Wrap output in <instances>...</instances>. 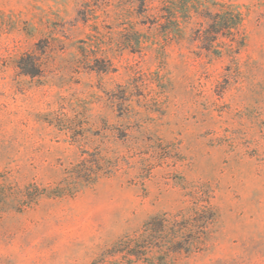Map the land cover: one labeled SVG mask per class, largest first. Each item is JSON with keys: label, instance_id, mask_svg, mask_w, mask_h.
<instances>
[{"label": "rangeland", "instance_id": "374dc122", "mask_svg": "<svg viewBox=\"0 0 264 264\" xmlns=\"http://www.w3.org/2000/svg\"><path fill=\"white\" fill-rule=\"evenodd\" d=\"M184 1L0 0V264H264V0Z\"/></svg>", "mask_w": 264, "mask_h": 264}, {"label": "trees", "instance_id": "16d2710c", "mask_svg": "<svg viewBox=\"0 0 264 264\" xmlns=\"http://www.w3.org/2000/svg\"><path fill=\"white\" fill-rule=\"evenodd\" d=\"M192 0H185L184 6H188V3ZM177 8L176 3H172V6L166 10V12L173 17L174 11ZM197 15L208 21V26L204 27L201 24L200 29L197 30L195 41L200 43V48L205 50L207 53H213L220 55L221 53L215 49V44L218 43L220 38H227L229 40L228 52L229 56L234 57L239 54L243 46L245 45L243 38V15L239 11L232 7H226V9L221 12L212 13L209 10L202 12L196 11ZM164 18V16L162 17ZM168 21L164 25H169ZM162 26V24H160ZM165 26V27H166ZM179 24L174 21V30H179ZM18 70L21 75L29 76L31 78L40 77L42 75V67L39 59L34 54H26L18 61ZM170 223V220L166 217H155L148 224L145 233L151 231V233H156L158 231H164L165 226ZM151 228V229H148ZM160 228V229H159ZM142 235L143 239L139 241L138 239L127 238L118 243L117 249L113 250L111 253H125L127 256H134L136 258L147 259L148 254L152 251L153 247L161 248L162 245H155L150 237ZM153 236V235H151ZM161 264H163V257H160Z\"/></svg>", "mask_w": 264, "mask_h": 264}]
</instances>
